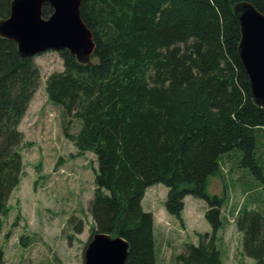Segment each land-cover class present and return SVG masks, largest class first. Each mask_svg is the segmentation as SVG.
I'll return each instance as SVG.
<instances>
[{
    "label": "trees",
    "instance_id": "1",
    "mask_svg": "<svg viewBox=\"0 0 264 264\" xmlns=\"http://www.w3.org/2000/svg\"><path fill=\"white\" fill-rule=\"evenodd\" d=\"M12 1L0 0V19L10 15ZM240 1L264 13V0H83L81 15L96 44L91 61L63 49L64 70L46 81L49 99L69 118L65 136L80 153L97 157L92 237L125 238V264H159L154 215L142 203L150 186L169 187L166 209L180 220L187 195L208 202L212 231L187 243L175 264H224L223 199L208 193L209 176L238 150L239 163L264 182V106L254 99L239 53L233 7ZM52 12L44 5V17ZM39 83L35 57L22 56L16 41L0 36V234L23 172L19 125ZM73 118L81 124L75 134ZM236 225L244 254L264 264V212L243 207ZM0 264H7L1 245Z\"/></svg>",
    "mask_w": 264,
    "mask_h": 264
},
{
    "label": "rangeland",
    "instance_id": "2",
    "mask_svg": "<svg viewBox=\"0 0 264 264\" xmlns=\"http://www.w3.org/2000/svg\"><path fill=\"white\" fill-rule=\"evenodd\" d=\"M35 61L40 69V83L19 125L24 133L23 172L19 186L10 196L11 211L4 217L0 245L7 264H84L85 249L95 225L91 202L98 161L91 151L80 153L65 136L63 125L69 118L48 97V77L64 70L60 51L37 54ZM80 125L73 118L70 132L77 133ZM259 154L264 159L262 143ZM240 158L238 150L229 151L221 159V172L209 176L207 183L208 193L223 199L218 244L224 264H255L253 258L244 254L243 234L237 228L236 217L243 207L264 212V182L242 166ZM168 191L163 183L150 186L143 206L158 211L157 219L165 225V232L156 231L159 264H175V256L185 250L187 243L198 244L201 234L212 231L205 216L209 209L206 200L187 195L180 220L166 209ZM80 221L83 228L77 231Z\"/></svg>",
    "mask_w": 264,
    "mask_h": 264
},
{
    "label": "water",
    "instance_id": "3",
    "mask_svg": "<svg viewBox=\"0 0 264 264\" xmlns=\"http://www.w3.org/2000/svg\"><path fill=\"white\" fill-rule=\"evenodd\" d=\"M82 1L13 0L10 15L0 19V36L16 41L25 57L68 49L78 61L88 63L96 44L81 15ZM46 4L53 8L47 18L43 16ZM233 10L241 26L240 57L254 99L264 106V13L250 1L237 2ZM128 253L129 242L122 236L96 232L85 249L84 264H125Z\"/></svg>",
    "mask_w": 264,
    "mask_h": 264
},
{
    "label": "crops",
    "instance_id": "4",
    "mask_svg": "<svg viewBox=\"0 0 264 264\" xmlns=\"http://www.w3.org/2000/svg\"><path fill=\"white\" fill-rule=\"evenodd\" d=\"M149 189V188H148ZM148 189H147V191H146V194H145V197H144V199H143V201H142V203H143V206H144V204H145V202H146V196H147V193H148ZM187 197V196H186ZM185 197V198H186ZM146 210H148V211H151L152 213H153V215H154V233H155V240H156V231H160V232H162V231H166V229H165V225L163 224V221H158V219H157V212L158 211H156V210H154V209H152V208H148V209H146ZM167 234V233H166Z\"/></svg>",
    "mask_w": 264,
    "mask_h": 264
}]
</instances>
